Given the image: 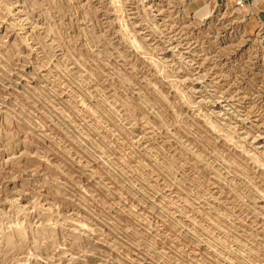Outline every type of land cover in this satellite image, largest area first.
<instances>
[{"label":"rangeland","instance_id":"374dc122","mask_svg":"<svg viewBox=\"0 0 264 264\" xmlns=\"http://www.w3.org/2000/svg\"><path fill=\"white\" fill-rule=\"evenodd\" d=\"M0 0V264H264V0Z\"/></svg>","mask_w":264,"mask_h":264},{"label":"built area","instance_id":"2783aa9c","mask_svg":"<svg viewBox=\"0 0 264 264\" xmlns=\"http://www.w3.org/2000/svg\"><path fill=\"white\" fill-rule=\"evenodd\" d=\"M235 2H236V5L243 6L245 1L244 0H235Z\"/></svg>","mask_w":264,"mask_h":264}]
</instances>
